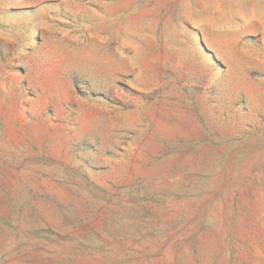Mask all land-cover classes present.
Returning a JSON list of instances; mask_svg holds the SVG:
<instances>
[{"label":"rangeland","instance_id":"374dc122","mask_svg":"<svg viewBox=\"0 0 264 264\" xmlns=\"http://www.w3.org/2000/svg\"><path fill=\"white\" fill-rule=\"evenodd\" d=\"M0 264H264V0H0Z\"/></svg>","mask_w":264,"mask_h":264}]
</instances>
